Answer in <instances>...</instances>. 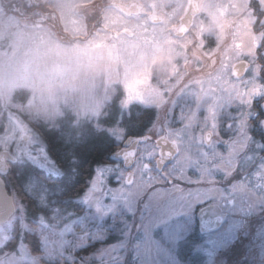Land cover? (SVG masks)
<instances>
[{"label": "rangeland", "instance_id": "374dc122", "mask_svg": "<svg viewBox=\"0 0 264 264\" xmlns=\"http://www.w3.org/2000/svg\"><path fill=\"white\" fill-rule=\"evenodd\" d=\"M180 2L179 6L184 0ZM69 25V34L74 36L71 29L77 26ZM134 28L138 30L139 26ZM202 39L195 47H142L136 39L131 47H125L119 45L129 42L120 37L111 38L114 47H81L71 46L74 41L69 40L68 47H47L45 55L38 53L44 50L40 47L37 54L24 60L26 65L19 68L17 79L21 85L34 87L29 101L17 103L25 127L18 130L8 126L0 133V142L7 149L10 141L18 137V159L29 160L46 173L58 171L38 134L26 141L27 121L41 119L54 125L67 113L75 125H94L96 130L108 132L115 144H123L129 127L122 124V118L130 116V108L146 110L152 118L141 131L139 154L132 167L125 169L111 163L96 168L84 191L81 215L54 214L31 225L26 204L18 197L16 212L0 225V264H187L183 260L187 249L200 257L199 264H224L237 246L241 249L239 227L230 223L208 234L209 238L197 241L192 237L198 236L196 208L207 203H220L223 198L230 209L227 208L238 210L237 214L247 213L242 206L245 203H256L258 199L260 208L264 205V156L250 153L254 161L245 154L238 162L233 158L236 155L237 159L240 150L246 148L247 137L245 145L237 142L248 130L246 113H250L254 81L249 74L233 79L231 69L222 65L219 55L215 62L210 57L217 51L197 47L204 44ZM25 45L21 41L19 47ZM24 51L28 53V47ZM259 86L264 90L261 83ZM3 101L11 104L9 98ZM238 105L243 112L235 120L237 116L231 109ZM110 116L118 119L105 123ZM227 118L231 119L225 122L226 127L223 121ZM222 125L230 130L223 133L235 134L236 139H220L222 148L217 156L225 159L207 162L204 133L210 126L218 130ZM162 135L174 140L180 153L169 165L158 169L156 142ZM220 137L217 132L215 140ZM261 147L259 140H253L248 149L259 151ZM236 175L242 177L229 190L222 188V196L221 187L212 181L217 176L229 179ZM253 175L258 178L254 180ZM169 180L173 182L169 184ZM38 183L32 178L28 188L34 190ZM17 229L19 241L16 239L13 249L7 250ZM253 230L250 228L246 235L253 237ZM24 231L37 234L41 252H31L23 240ZM108 240L114 243L107 244ZM228 249H233L232 253ZM256 253L264 256V234L256 246L245 250L243 258L253 262L257 260ZM230 261L239 264L236 257Z\"/></svg>", "mask_w": 264, "mask_h": 264}, {"label": "flooded vegetation", "instance_id": "af4514ba", "mask_svg": "<svg viewBox=\"0 0 264 264\" xmlns=\"http://www.w3.org/2000/svg\"><path fill=\"white\" fill-rule=\"evenodd\" d=\"M180 4V0H0V133L8 126L18 130L21 126L25 127V123L20 120L17 103L24 104L29 101L34 87L32 85H21L17 77L19 68L26 65L24 60H29L30 57L37 54L40 47H44V50L38 53L44 55L47 54V47H61V49L62 47H68L69 40L74 41L71 46L77 44L81 47H114L115 44H113V40L111 41L112 37L114 39L120 37L123 41H128L129 44H118L125 47H131L130 43H133V39L139 40L142 47H195L196 42L204 38V44L197 45V47H211L214 49L213 52L217 51L211 53L210 57L215 62L218 60L217 56L219 55L222 65L231 69L233 79L239 80L249 77V74L254 81L251 84L250 113H246L248 130L244 133L241 132L240 137L242 139H240V142L235 140L237 143L245 145L244 137H247L246 148L245 151L244 149L240 150L237 159L236 155L231 157L236 162L245 155L253 157L256 156L254 154H262L264 156V90L259 86V83H261L264 88V0H184L181 6H179ZM187 21H189L187 30L181 32V26ZM69 23L77 26L75 30L71 29L72 32L75 31L76 33L74 36L69 34ZM136 26H139L138 30H135L134 27ZM70 35L73 37L69 38ZM21 41H24L25 47H28V53L24 51L25 47H19ZM13 48H16L15 53L8 54ZM49 50L47 58H50L51 50ZM29 64H31L30 61ZM256 66L259 67L258 70ZM30 68H33L32 65ZM4 98H9L11 104H4ZM226 103L227 101L224 105ZM231 110L232 115L237 116L235 120L243 112L239 105ZM64 115L54 125L41 119L27 121L29 134L24 136L26 141H29L34 133L35 135L38 134L40 130L71 128L73 131H82L85 124L77 126L73 123L71 116L67 113ZM230 119L227 118L223 121L224 126L227 127L225 122ZM86 126L90 127L91 130L96 129L91 124ZM210 127L204 133V141L207 145L204 159L207 162L224 160L223 156H217L222 148L220 139L232 136V134H224L223 130L226 133L230 130L223 128V125L218 130L215 129V126ZM208 132L210 133L209 142L206 141ZM217 132L222 137L215 140ZM130 136L133 137L131 143L138 141L136 146L137 156V153L139 154L137 147L141 140L133 135H128L126 138ZM161 137L159 138L169 140L176 149L172 160L165 164L169 165L179 156V147L174 140L169 139L167 136L162 135ZM232 137L236 139L235 134ZM253 140L261 142V150L253 149L252 151L248 149ZM34 144L35 142H33ZM19 146L20 140L18 137L10 141L7 149H3L0 142V152L9 151L14 157V160H7L8 172L3 175L0 174V177L3 178L6 190L12 197L15 207L13 213L0 225L6 223L17 210V199L20 198L18 184L21 164L24 162L33 164L29 160L20 161L18 159ZM42 146L49 155L43 142ZM122 147L123 144L120 143L115 151ZM157 148L159 155L157 160H159L163 158V154L160 147L157 146ZM227 158L228 156H226V160ZM254 159L253 157L252 161ZM197 160L199 161L200 158ZM112 161L124 167L122 160ZM97 167V164L93 166L85 187L83 182L76 184V193L74 190L69 198L74 203L73 208L65 205L64 208L53 211L40 221H32L33 225L36 226L42 221L50 219L54 214L72 212V214L81 215L85 206L82 200L84 191ZM10 171L12 172L10 173ZM240 177L242 176L236 175L227 179L226 177L217 176L212 182L221 187L223 196L222 188H224V191L229 190V187L233 186ZM252 177L254 180L258 178L256 175ZM130 179L129 175L127 180L130 181ZM172 182V180H169L168 183L171 184ZM157 183L162 184L161 181H157ZM227 184L229 185L226 189L225 185ZM77 190L79 191L78 194ZM256 190L259 192V189ZM232 196L235 197V195ZM231 199L233 200V198ZM255 202L242 205L247 208V213L239 214H237L238 210H229L230 208L227 204H224L223 198L220 203H207L196 208L195 227L198 236L193 234V240L199 241L201 238H209L208 234H213L226 223H230L239 227L237 239L241 243V250L234 252L232 256L239 260V264H253V262H256L254 264H264V256H261V253H256L257 260L253 262L243 258L245 250L256 246L264 234V205L260 208L257 203L258 199ZM207 206H212L209 211L211 215H223V221L217 229L202 231L197 214ZM3 211L1 209L0 213ZM250 228L254 229V236L251 238L246 235V231L248 232ZM230 260L231 258L227 259L224 264H233L234 261L231 262ZM244 260H247L246 263ZM198 261L196 260L197 264H199Z\"/></svg>", "mask_w": 264, "mask_h": 264}, {"label": "trees", "instance_id": "16d2710c", "mask_svg": "<svg viewBox=\"0 0 264 264\" xmlns=\"http://www.w3.org/2000/svg\"><path fill=\"white\" fill-rule=\"evenodd\" d=\"M130 116L122 118V124H126L129 127L128 134L136 137L141 136L142 130L148 126L151 120V114L146 110L140 108H130ZM119 111H117V114ZM121 115V114H120ZM118 117L110 116L104 119L105 123L116 121ZM104 123V124H105ZM107 125V124H106ZM108 133L105 130L94 129L91 130L86 124L82 131H73L71 128H59L53 130H40L38 134L47 149V152L52 159L57 174L46 173L40 167L34 164L24 162L21 164L19 173L18 192L22 202L26 204V216L27 221H40L45 216L50 215L57 209L64 208L65 205L74 207V203L69 200L70 195L75 190L76 184L83 182L86 186V180L88 179L90 172L95 164L104 165L114 162L110 159V155L114 153L119 144H115L111 138V144L107 150L98 140L97 134ZM12 171H10L11 173ZM38 180V186L31 190L28 188V182L30 179ZM82 178V181H81ZM42 192V194H41ZM79 191L77 190V194ZM75 210V209H74ZM16 228V227H15ZM11 242L5 247L7 250L13 249L14 242L19 241L18 229L13 233ZM23 240L30 247L31 252H41L40 241L35 232L24 231L22 233ZM114 240L106 241L107 244H112ZM10 244V245H9ZM238 245V243H236ZM92 249V247L90 248ZM234 249V248H233ZM233 249H228L232 253ZM237 250V251H235ZM233 250L238 252L241 249L237 246ZM84 252H87L84 250ZM183 260L187 264H197L196 260H200V257L192 254L189 249L185 251ZM233 256L228 255L227 259ZM68 264V263H67Z\"/></svg>", "mask_w": 264, "mask_h": 264}, {"label": "water", "instance_id": "95a60500", "mask_svg": "<svg viewBox=\"0 0 264 264\" xmlns=\"http://www.w3.org/2000/svg\"><path fill=\"white\" fill-rule=\"evenodd\" d=\"M183 24L181 26V32L187 30L188 23ZM133 137H128L123 143V146L118 151H115L110 155V158L112 160H122L123 165L125 168L131 167L135 162L136 157V146L137 141H133L131 143V140ZM210 140V133L208 132L206 134V141L209 142ZM156 145L160 147L161 153L163 154V158L157 160V168H162L166 163L170 162L173 158V156L176 153V149L173 146V144L166 139H159L156 142ZM166 156V157H165ZM7 160H14V157L11 155L9 151H1L0 152V174H6L8 172V165ZM212 206H207L202 208L198 214L197 217L200 222V228L202 231H210L217 229L222 221H223V215L221 214H215L211 215L209 213ZM3 209L4 211L0 213V223L6 221L8 217L13 213L15 207L13 204L12 197L8 194L5 182L2 177H0V210Z\"/></svg>", "mask_w": 264, "mask_h": 264}, {"label": "snow or ice", "instance_id": "6c2138e0", "mask_svg": "<svg viewBox=\"0 0 264 264\" xmlns=\"http://www.w3.org/2000/svg\"><path fill=\"white\" fill-rule=\"evenodd\" d=\"M98 140H100L101 144L104 146V149L107 150L108 147L111 144V137L109 136L108 133H101V134H97L96 137Z\"/></svg>", "mask_w": 264, "mask_h": 264}]
</instances>
